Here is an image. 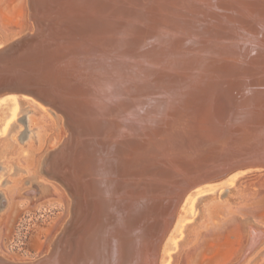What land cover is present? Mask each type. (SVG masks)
<instances>
[{"label": "bare ground", "instance_id": "obj_1", "mask_svg": "<svg viewBox=\"0 0 264 264\" xmlns=\"http://www.w3.org/2000/svg\"><path fill=\"white\" fill-rule=\"evenodd\" d=\"M47 4L32 0L26 29L22 7L18 30H0V57L19 60L0 71L32 63L35 78L64 79L54 97L65 129L40 171L77 196L46 252L0 264H161L183 183L264 166V0H75L58 18L64 29L45 33ZM25 41L35 47L17 54ZM45 192L38 184L25 195ZM235 220L238 248L225 264L264 241V228Z\"/></svg>", "mask_w": 264, "mask_h": 264}, {"label": "rangeland", "instance_id": "obj_2", "mask_svg": "<svg viewBox=\"0 0 264 264\" xmlns=\"http://www.w3.org/2000/svg\"><path fill=\"white\" fill-rule=\"evenodd\" d=\"M22 3L0 0V30H18ZM62 121L51 107L32 96L0 95V204L5 202L0 205V257L37 259L69 216L66 192L40 171L43 156L62 139ZM228 175L232 181H227ZM38 184L48 186L50 192L25 195ZM176 217V227L170 226L162 242L161 264H225L238 248L234 218H249L264 228V168H242L191 187ZM263 260L264 241L238 264Z\"/></svg>", "mask_w": 264, "mask_h": 264}, {"label": "water", "instance_id": "obj_3", "mask_svg": "<svg viewBox=\"0 0 264 264\" xmlns=\"http://www.w3.org/2000/svg\"><path fill=\"white\" fill-rule=\"evenodd\" d=\"M22 6H23V18L21 19V24L22 27L24 29L27 28V22L28 20L32 17V13L30 14V11L33 9L31 7V2L32 0H22ZM74 3L75 0H48V4L46 5V9H41L42 11H40V17H41V25L43 26V28H45V33L47 31V29L49 28L50 24H52V28L55 30H62L64 29V21H60L58 18L60 17L61 14H67L69 12H71V15L73 14L74 10ZM36 7V6H35ZM36 9V8H35ZM76 11L78 12V10L76 9ZM51 22V23H50ZM63 27V28H62ZM13 29V28H12ZM15 30V29H13ZM44 41L46 39V36H43ZM38 39H36L37 41ZM64 40V39H63ZM28 41H25V43L23 42V45L21 46V48H19L17 50V54H19V52L24 49L25 47L28 48H33L35 47L34 41H32L31 44L28 45ZM48 43V40H47ZM65 45V44H63ZM37 59H41V56H39V58ZM48 60H50L51 58L48 57ZM26 60V59H25ZM56 60H59L56 59ZM55 60V61H56ZM15 62V63H12ZM0 63L5 64L6 66H8L9 64H11L12 66L9 68H12L13 71H15V67L19 64V60H18V55H13L11 57H7V58H2V56L0 57ZM33 65L32 63H30L28 66H26L23 69L22 73H14L10 70V74L7 75L5 74V72H1L0 71V95L4 94V93H11V92H15V93H20V94H27L29 96H32L33 98L39 100L41 103H43L46 106L51 107L57 114L60 115V117L62 118V127L63 129H65V125H66V121L67 119L65 118V115L63 114V111L65 109V104L63 101H55V87H57V89H60L63 86V80L62 78H53V80L49 79V78H45L42 77L40 78H35V76H33ZM29 72H31L29 74ZM44 72V71H43ZM13 75H17V76H22L21 82L20 83H13L10 82L9 79L13 76ZM51 85V86H50ZM50 86V87H49ZM52 90V91H51ZM50 93V94H49ZM205 120V117L203 116H199L198 119L196 120L197 125H201L202 122ZM73 124L69 125L72 127ZM136 147H134L133 149H131V152L134 151ZM71 152L69 153V156H71ZM128 156V155H127ZM61 157V160L63 162V166L61 168V174L62 173H66L65 171V161L67 160V158L64 160ZM126 158H124V163H126ZM71 161V158H69V163ZM263 167L264 166H260ZM74 173L75 178L77 180L78 177H82L81 174L82 173H78L76 172L75 168H71V173ZM68 174H70V172L68 171ZM62 176V175H61ZM219 178V177H217ZM215 178V179H217ZM61 182H63V184L66 182L63 180V178L61 177ZM210 180H214V179H210ZM208 180V181H210ZM196 180L194 179H190L188 180L186 183H183L181 185V191L180 193L183 194L185 191L189 190L191 187H193V183ZM77 182V181H76ZM64 190V189H63ZM185 190V191H184ZM68 192V191H67ZM77 196L76 193H74L73 195H70L69 193L67 194V198L70 199V201L66 200V203L69 206V214L73 213V204H74V198Z\"/></svg>", "mask_w": 264, "mask_h": 264}, {"label": "flooded vegetation", "instance_id": "obj_4", "mask_svg": "<svg viewBox=\"0 0 264 264\" xmlns=\"http://www.w3.org/2000/svg\"><path fill=\"white\" fill-rule=\"evenodd\" d=\"M19 120H20V121H23V120H24V118L22 117V118H20Z\"/></svg>", "mask_w": 264, "mask_h": 264}]
</instances>
